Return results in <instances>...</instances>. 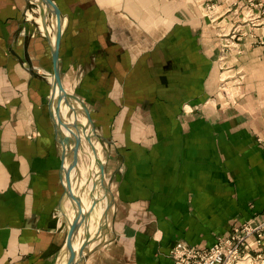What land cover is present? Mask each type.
<instances>
[{
    "label": "crops",
    "instance_id": "1",
    "mask_svg": "<svg viewBox=\"0 0 264 264\" xmlns=\"http://www.w3.org/2000/svg\"><path fill=\"white\" fill-rule=\"evenodd\" d=\"M53 1L63 85L90 112L92 123L70 99L104 152L110 200L94 186L78 264H174L178 242L210 246L243 223L233 220L264 215L261 10L210 0L223 17L212 23L196 0ZM35 6L0 0V264H66L76 212L63 176L72 143L64 160L50 107L55 17L44 30ZM233 27L239 42L224 36ZM225 73L238 83L230 102ZM91 143L82 137L75 193L84 157L99 155Z\"/></svg>",
    "mask_w": 264,
    "mask_h": 264
},
{
    "label": "water",
    "instance_id": "2",
    "mask_svg": "<svg viewBox=\"0 0 264 264\" xmlns=\"http://www.w3.org/2000/svg\"><path fill=\"white\" fill-rule=\"evenodd\" d=\"M38 5L40 6V15L42 19V23L47 30V19H48V13H52L55 17V40L53 43V49H52V59H53V74H54V84L57 85L59 88V94L56 97V106L54 107V111H51L52 118L55 120V129L56 133L59 135V141L64 146V153H63V159L65 160V157L67 156V148L71 147L72 152V160L69 163V165L65 168L63 166V171L65 175L66 184L65 190L67 196L71 199V201L75 204L76 212L75 216L72 220V223L70 225V229L67 235V249L69 252V258L66 264H78L80 258L83 255V250L87 246V242L85 241L79 251L75 249L74 246V239L81 227V225L86 221L89 216V213L93 210L94 206L97 203V200H93V204L91 208L87 211L84 210L83 200L80 194H76L72 187V178L71 173L75 169L78 163V155L79 150L82 144V137L92 142V135L87 133V127L80 125L76 120L73 122L65 121L62 116V109L61 105L64 102L67 104L72 112H76L74 110V106L71 105L70 99L73 98L80 102L81 104V110L86 114L88 122L92 123V118L90 115V112L86 106V104L77 96L70 94L66 91L62 77H61V71H60V64H59V47L61 42V37L63 33V23H64V17L60 10V8L55 4L53 0H39ZM43 4L46 6V9L43 7ZM54 94H52V98L50 101V107L52 109L53 103H54ZM80 127L82 129H80ZM65 129L68 131L69 134H66L65 136L61 133L60 129ZM93 150L95 151V147L93 146ZM98 165L100 169V180L101 183L104 186L105 181V162L101 159H98ZM63 175V176H64ZM96 184V183H95Z\"/></svg>",
    "mask_w": 264,
    "mask_h": 264
},
{
    "label": "built area",
    "instance_id": "3",
    "mask_svg": "<svg viewBox=\"0 0 264 264\" xmlns=\"http://www.w3.org/2000/svg\"><path fill=\"white\" fill-rule=\"evenodd\" d=\"M254 2L249 0L250 7H259L263 15L264 2ZM208 5L214 12L215 5ZM214 14L213 21L216 20ZM263 245L264 225L244 222L234 227L231 233L219 236L210 246L202 247L180 241L172 248L169 256L174 264H238L241 260L251 259L253 252L262 251Z\"/></svg>",
    "mask_w": 264,
    "mask_h": 264
},
{
    "label": "rangeland",
    "instance_id": "4",
    "mask_svg": "<svg viewBox=\"0 0 264 264\" xmlns=\"http://www.w3.org/2000/svg\"><path fill=\"white\" fill-rule=\"evenodd\" d=\"M257 2H259V0H257ZM37 3V2H36ZM196 3H197V5L202 9V14L205 16V17H207V18H209L210 19V21L212 22V23H215V22H218V19H222L223 17H220V18H218V13L216 12L215 14H214V12L216 11H212L210 8H209V5L208 4H210V5H212V4H214V5H216L214 2H212V1H207V0H196ZM255 3V2H254ZM37 9H36V12H39L40 13V9L38 10V7H39V5H38V3H37V6H35ZM253 8H255V6L253 7ZM259 8V7H258ZM221 10V9H220ZM219 13L221 14L222 12H220L219 11ZM255 13V12H254ZM213 14H214V17L216 18V20H214L213 21ZM264 15V14H263ZM41 16V15H40ZM51 25H55V22H53ZM235 27H233V29H234ZM54 29V28H53ZM237 29V28H236ZM236 29H234L235 30V33L233 32V31H230V34H228V35H224L225 37H227L228 39H231L230 41L231 42H239V40H240V36H239V31H238V29L236 30ZM237 32V33H236ZM229 41V42H230ZM228 42V43H229ZM223 76H226L225 77V79H223V81H222V83H221V85H220V91H219V97L221 96V97H223V96H227V98H228V100H229V102H230V100H232L235 96H236V94H237V85H238V83L235 81L234 82V80H233V78H231V76L229 77V75H227V73H225ZM75 100V99H74ZM76 102H77V100H75ZM80 108V110H81V106L79 107ZM78 108V109H79ZM75 110V109H74ZM82 111V110H81ZM77 114H78V110H76V112L74 113V112H72L71 110H70V108H69V110H68V112H67V114H66V117L70 120V119H73V121L74 120H76L77 121V119H78V117H77ZM73 115V116H72ZM78 122V121H77ZM64 129V128H63ZM89 134H91V133H89ZM92 135V134H91ZM89 142V141H88ZM91 143V142H90ZM96 147V151H97V153L99 154L98 155V158L99 159H101V160H103L104 161V159L102 158V154H103V157H104V152H102L101 150H100V146H97V145H95V143L92 141V143H91V145H90V151H92L93 150V148L92 147ZM93 152H94V150H93ZM102 152V153H101ZM84 163H83V165L81 166V168H82V170H81V172H82V177L80 176V171H76V173L78 174V178L79 177H81L78 181H77V184H76V186L78 187L77 188V193L76 194H82L83 195V193H84V197H86L85 199H87L88 200V202H89V208H88V210L91 208V206H92V204H93V200L96 198L97 199V196H95L96 195V192H95V189H94V186L95 187H97L98 189H99V192H98V194L99 193H101V192H103V199H104V201L107 203V205L109 204V202H110V200H109V197H108V194L106 195V193H105V191L106 190H108L107 189V186L108 185H106L105 184V181H104V186H103V184L102 183H100L101 182V180H100V169H99V165H98V160L96 161V160H90V157H84ZM96 163V164H95ZM95 171V174L97 173V178H96V180H94L93 181V177L94 176H92V174H93V172ZM95 178V177H94ZM84 179V180H83ZM92 179V180H91ZM82 183V184H81ZM96 183V184H95ZM83 186V187H82ZM104 189V190H103ZM91 190V191H90ZM75 191V190H74ZM88 191H90L89 193H91L92 195H94V198H93V196H92V198H90V197H88L87 196V194L86 193H88ZM97 204V203H96ZM96 206V205H95ZM94 209V208H93ZM103 210H104V212H103ZM105 210H107V208L105 209V207H103L102 209H101V211H99V214L101 215H103L104 216V214H105ZM260 215H262V214H257V215H255V216H248V218L247 219H241V218H237V219H235V220H233L232 221V223L234 222V221H242L243 223L244 222H249V223H251V224H253V225H259V224H263L264 225V215H262V216H260ZM226 231H228V230H226ZM226 231H224V232H226ZM232 231V230H231ZM223 232V233H224ZM231 233V232H230ZM226 234V233H225ZM225 234H221V235H225ZM220 234H219V236H221ZM218 236V237H219ZM217 237V238H218ZM217 240V239H216ZM175 246V245H174ZM173 246V247H174ZM172 247V248H173ZM172 248H171V250H172ZM170 250V251H171ZM254 254L252 255V258L250 259V258H248V259H244V260H241V261H239L238 262V264H264V245H263V247H262V251H260V252H253ZM169 255H170V252H169Z\"/></svg>",
    "mask_w": 264,
    "mask_h": 264
},
{
    "label": "bare ground",
    "instance_id": "5",
    "mask_svg": "<svg viewBox=\"0 0 264 264\" xmlns=\"http://www.w3.org/2000/svg\"><path fill=\"white\" fill-rule=\"evenodd\" d=\"M39 0H35V2H38ZM43 7L46 9V6L43 4ZM40 9V6L38 7V10ZM29 14V16L30 17H32V13L31 12H29L28 13ZM31 19V18H30ZM37 20L40 22V25L41 24H43L42 22H41V18L38 16L37 17ZM41 28V27H40ZM43 28H44V30H45V27H44V25H43ZM53 28H54V26H53ZM53 30V29H52ZM30 69V68H29ZM54 77V76H53ZM55 85V84H54ZM58 94H59V88H58V86L56 85L55 86V92H54V98H53V100H54V103H53V106H52V110L54 111V107L56 106V97L58 96ZM61 107H62V105H61ZM79 108V107H78ZM62 109V108H61ZM80 109V108H79ZM68 110H69V107L68 106H65L63 109H62V116H63V119L64 120H67V117H66V114H67V112H68ZM70 121V120H69ZM71 122V121H70ZM65 130V129H64ZM99 158H98V156H96V157H94L93 158V160H98ZM68 164V163H67ZM96 164V163H95ZM69 165V164H68ZM65 167V166H64ZM66 168V167H65ZM64 177H65V175H64ZM72 178V177H71ZM65 179V178H64ZM84 180V179H83ZM65 184H66V180H65ZM82 184V183H81ZM72 187H73V184H72ZM83 187V186H82ZM74 190V189H73ZM95 207V206H94ZM93 209V208H92ZM85 210V209H84ZM82 226V225H81ZM80 230H81V228L79 229V231H78V233H77V235L79 234V232H80ZM77 235H76V237H75V239H74V246H75V249L77 250V248H80L81 246H82V244H83V242H84V238H83V236H85L84 234H83V236H82V234L80 233V235H79V237L77 238ZM77 239H78V243H77ZM76 241V242H75ZM82 258V257H81Z\"/></svg>",
    "mask_w": 264,
    "mask_h": 264
}]
</instances>
